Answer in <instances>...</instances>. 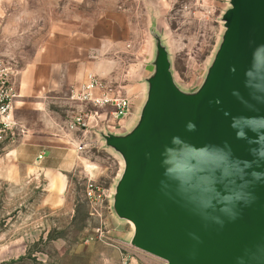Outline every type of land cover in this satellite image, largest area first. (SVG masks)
<instances>
[{"label": "water", "instance_id": "95a60500", "mask_svg": "<svg viewBox=\"0 0 264 264\" xmlns=\"http://www.w3.org/2000/svg\"><path fill=\"white\" fill-rule=\"evenodd\" d=\"M226 2L196 88L175 80L159 14L135 123L90 128L122 160L111 209L129 244L167 264H264V0Z\"/></svg>", "mask_w": 264, "mask_h": 264}, {"label": "crops", "instance_id": "0c3cea01", "mask_svg": "<svg viewBox=\"0 0 264 264\" xmlns=\"http://www.w3.org/2000/svg\"><path fill=\"white\" fill-rule=\"evenodd\" d=\"M164 5V0H0V59L16 72L15 117L27 130L23 141L0 147V176L11 184H38L43 209L65 206L69 177L81 165L76 147L95 138L90 129L82 134L60 127L69 90L93 72L119 83L123 94L142 98L144 84L129 89L118 67H124V55L142 50L132 42L136 10L144 26L163 13ZM9 229L0 231V264L30 254L51 232L44 224Z\"/></svg>", "mask_w": 264, "mask_h": 264}, {"label": "rangeland", "instance_id": "374dc122", "mask_svg": "<svg viewBox=\"0 0 264 264\" xmlns=\"http://www.w3.org/2000/svg\"><path fill=\"white\" fill-rule=\"evenodd\" d=\"M164 4L161 17L152 25L165 36L170 47L177 83L186 89L196 88L220 41L221 14L228 3L226 0H164ZM136 16L138 24L133 26L132 42L135 48H142L141 53L136 56V50L128 57L124 55V67H118L124 73L123 83L131 84V90L151 71L154 54L149 32L152 25L142 26L140 10H136ZM139 72L137 79H129L133 73L137 77ZM136 96L129 95L131 112L136 116L128 119V129L135 123L144 100ZM86 144L79 154L81 165L69 177L67 202L60 209L41 207L43 190L38 184H11L0 176V231H10L11 225L51 226L47 239L37 241L30 254L24 255L22 251L23 255L14 264H167L132 247L131 224L119 220L111 209L113 187L122 170L120 156L95 138ZM89 184L99 186L104 194L103 201L94 208L86 197ZM43 215L47 216L45 220L41 219Z\"/></svg>", "mask_w": 264, "mask_h": 264}, {"label": "built area", "instance_id": "2783aa9c", "mask_svg": "<svg viewBox=\"0 0 264 264\" xmlns=\"http://www.w3.org/2000/svg\"><path fill=\"white\" fill-rule=\"evenodd\" d=\"M15 70L0 59V147L15 145L25 139L24 125L15 117V104L18 94L14 86ZM70 104L66 109L62 129L76 130L84 134L100 121L121 124L131 112V99L119 90V86L93 72L78 88L69 90ZM87 144L81 141L78 151H83ZM42 154L39 155V158ZM86 197L93 206L104 199L103 190L94 184L86 188Z\"/></svg>", "mask_w": 264, "mask_h": 264}, {"label": "clouds", "instance_id": "9594fccd", "mask_svg": "<svg viewBox=\"0 0 264 264\" xmlns=\"http://www.w3.org/2000/svg\"><path fill=\"white\" fill-rule=\"evenodd\" d=\"M187 128H188L189 131H194V130H195V125H194L193 123L190 122V123L187 125Z\"/></svg>", "mask_w": 264, "mask_h": 264}]
</instances>
